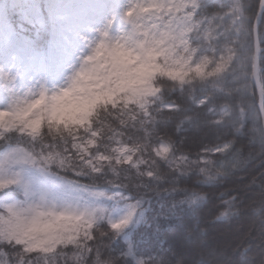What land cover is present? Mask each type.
Wrapping results in <instances>:
<instances>
[{
	"label": "trees",
	"instance_id": "1",
	"mask_svg": "<svg viewBox=\"0 0 264 264\" xmlns=\"http://www.w3.org/2000/svg\"><path fill=\"white\" fill-rule=\"evenodd\" d=\"M260 6L261 0L203 1L185 33L187 46L159 64L160 96L147 114L113 111L96 124L103 133L99 150L109 157L104 171H84L77 162L72 170L53 169L140 204L130 238L143 264H264V127L252 80ZM257 39L264 94V16ZM193 57L196 63L211 61L206 71L221 61L223 67L204 78L175 72L174 64L196 67ZM118 140L131 145L129 162L116 161ZM37 144L59 151L50 136ZM163 145L171 151L156 157L155 165L151 150ZM148 171H156L155 177L143 175ZM250 222L255 230L249 238L232 242L229 250L218 245ZM93 231L91 257L90 241L49 257L0 242V264H136L107 224Z\"/></svg>",
	"mask_w": 264,
	"mask_h": 264
},
{
	"label": "rangeland",
	"instance_id": "2",
	"mask_svg": "<svg viewBox=\"0 0 264 264\" xmlns=\"http://www.w3.org/2000/svg\"><path fill=\"white\" fill-rule=\"evenodd\" d=\"M203 1L195 0V11ZM193 2L0 0V124L6 113L17 110L18 119L33 130L48 122L45 134L37 136L18 125L0 128V182L6 185L0 190V215L25 210L13 239L26 253L49 257L62 245L88 244L96 226L127 219L120 229L110 228L128 246V257L143 264L134 256L130 238L140 204L53 169L72 170L77 160L65 154L69 138L79 136L75 146L83 152L91 145L87 132L109 112L147 114L160 96L155 86L160 62L187 46L185 33L194 24L189 19L179 27L165 17L186 16ZM45 135L59 151L37 144ZM118 146L116 161L129 162L133 152H121V140ZM62 210L91 214L95 224L88 218L48 214ZM251 224L226 234L218 245L229 250L232 242H243L255 230Z\"/></svg>",
	"mask_w": 264,
	"mask_h": 264
},
{
	"label": "snow or ice",
	"instance_id": "3",
	"mask_svg": "<svg viewBox=\"0 0 264 264\" xmlns=\"http://www.w3.org/2000/svg\"><path fill=\"white\" fill-rule=\"evenodd\" d=\"M196 8L197 5L194 2L191 4L190 7L185 9L186 16L183 15H177L175 19L171 18V15L169 17H165V22L171 19L172 23L175 25H178L179 27H183L184 24L189 20V19H195L196 16ZM163 26V24H162ZM211 64V61L206 57L203 61L196 63L195 58L193 57V65H196L194 69H198L196 77L204 78L208 76H213L216 75L218 72L221 71L223 67V61H221V64L219 67H216L214 70L210 71H205L209 65ZM19 111L17 110L15 112H8L5 114V121L3 124H0V128H4L7 126H16L18 125L20 130L22 132H28L32 136H37V135H44L45 132L47 131L48 128V122L44 121L42 122L38 128L33 130L27 121H22L18 119L19 116ZM103 138V133L99 130H97V127L93 125V127L87 132V139L91 141V145L87 146L83 152L78 153L76 150V142L79 141V136L76 137V140H73L72 138H69V145L70 147L67 150L66 156H70L73 159L77 160V163L79 166H83L85 168L90 169L92 172L96 174H101L104 171V167L108 166V161L109 157L108 154L100 151L99 150V145L101 143V140ZM119 147V146H118ZM131 145H124L122 148L119 150L121 152L126 151L128 148H130ZM139 151V149H136ZM171 149H165L161 151V149L156 148L155 153H153V150H151V155L154 157V163L155 165L157 164V159L156 157H165L166 152H170ZM183 160L184 158L181 157ZM89 161L92 162V164H89ZM96 161H101V166L94 167ZM62 164V163H61ZM127 165L126 168H131L132 164L131 163H126ZM143 175H146L148 178H154L156 175V171H148L144 173ZM6 187V185L3 182H0V190H3ZM25 210H16V209H10L7 216L0 215V238L3 240L7 241L9 244H15L21 248H24V245L22 244H17L15 240L13 239V236L17 229L20 227V221L23 218V213ZM49 215H62V216H72V217H77V218H88L91 220L93 224H95V219L91 214H86V213H78V212H73L69 210H62L60 212H55V211H50L48 213ZM129 223V221L126 219L122 223L117 222L113 223L110 225V227L113 230H118L120 229L124 224ZM102 237H106L107 233H101L100 234ZM97 242V236L95 234V231H93L92 238L89 243V248L90 251L88 252L89 256L91 257L95 249H93L92 245ZM73 245L69 244L66 246H61V249L65 251L68 248H71ZM30 251V250H29ZM60 249L57 250V254L60 252H63Z\"/></svg>",
	"mask_w": 264,
	"mask_h": 264
},
{
	"label": "water",
	"instance_id": "4",
	"mask_svg": "<svg viewBox=\"0 0 264 264\" xmlns=\"http://www.w3.org/2000/svg\"><path fill=\"white\" fill-rule=\"evenodd\" d=\"M264 14V0H261V8H260V16ZM260 54L261 51L259 48H257L255 53V59H254V65H253V82L256 87V89L261 92L262 88L260 86L259 82V76H260ZM260 113L263 120V126H264V109H263V103L260 105Z\"/></svg>",
	"mask_w": 264,
	"mask_h": 264
},
{
	"label": "clouds",
	"instance_id": "5",
	"mask_svg": "<svg viewBox=\"0 0 264 264\" xmlns=\"http://www.w3.org/2000/svg\"><path fill=\"white\" fill-rule=\"evenodd\" d=\"M172 67L175 69V72L179 74L181 77L185 75H190L192 77H196L198 69L189 68L186 65L174 64ZM206 71V70H205ZM63 163V161H61Z\"/></svg>",
	"mask_w": 264,
	"mask_h": 264
}]
</instances>
